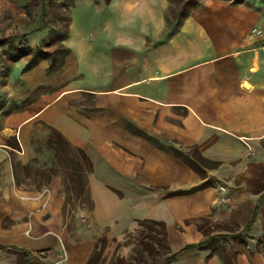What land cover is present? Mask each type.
<instances>
[{
  "label": "crops",
  "instance_id": "crops-1",
  "mask_svg": "<svg viewBox=\"0 0 264 264\" xmlns=\"http://www.w3.org/2000/svg\"><path fill=\"white\" fill-rule=\"evenodd\" d=\"M167 5L75 0L63 65L49 73L46 61L25 72L12 66L8 102L38 86L53 90L3 121L1 135L16 137L20 150L14 168L0 145V264H17L11 247L39 252L46 264L64 250L66 264H85L97 234L121 237L140 220L163 222L171 251L208 240L165 264H224L218 249L233 264H264V9L206 0L164 38ZM254 27L261 36H249ZM49 126L92 164L90 235L75 237L64 223L61 175L24 183L53 164ZM149 137L218 162L206 172L212 185L168 195L202 179Z\"/></svg>",
  "mask_w": 264,
  "mask_h": 264
},
{
  "label": "trees",
  "instance_id": "trees-1",
  "mask_svg": "<svg viewBox=\"0 0 264 264\" xmlns=\"http://www.w3.org/2000/svg\"><path fill=\"white\" fill-rule=\"evenodd\" d=\"M110 0H105V3H109ZM206 0H168V5L165 9V26L163 37L167 38L174 34L182 24L183 20L195 9L203 5ZM41 0H33V3L37 5ZM56 15V14H55ZM61 18V17H60ZM64 19V18H63ZM71 21V15L69 13L67 23L64 26H60L59 29L53 30L47 35V37L37 46H30L23 39L21 41L14 43H9L6 50L0 56V89L4 91L0 98V114L1 123L0 131L3 126L4 118L12 112L21 111L27 105L36 100L41 94L47 93L53 90L52 87L38 86L29 95L23 99L21 102L10 101L8 102V92L7 83L8 76L12 69V64L23 58L24 65L22 66V71H28L34 68L41 61L47 62V72H53L58 70L64 63L66 55L69 53V48L65 44V39L68 36L69 24ZM151 141L162 151L170 153L175 157L181 159L190 168L196 172L202 181L184 190L170 191L168 195H184L190 194L202 188L212 185V182L207 179L206 172L208 169L215 168L219 165L218 162L209 160L202 156L195 146L183 147L181 145L171 146L164 145L157 139L149 137ZM0 145L8 149L12 160L14 159V154L16 151L20 150V145L16 137H5L0 133ZM45 147L52 152L53 164L47 170H44V181L47 184L50 179L59 173V170L64 174V188L68 187L73 193L78 194L77 196H82L87 194L89 201H91L88 190V180L87 175L92 169V164L85 154V152L72 145V143L56 128L49 126V133L45 142ZM14 168L17 164L14 160L12 161ZM59 169V170H58ZM24 170H28L27 167ZM67 186V187H66ZM40 187V186H38ZM67 194V190L64 191ZM264 196L260 199L262 201ZM63 202L62 213L64 211ZM257 213V208L253 212L250 220L246 224L243 230L250 227L254 221ZM64 216V215H63ZM201 219H191L192 222H197ZM138 226L141 230H137L135 237L136 246L140 247L142 250L148 253L156 250V253L160 249L165 250V258L161 264H165L170 258L180 253L183 250L195 249L202 247L208 243V240H204L194 244H188L182 249L177 251H171L166 238V227L163 222L153 221V220H140L137 221ZM198 228H202L200 224H197ZM264 243V242H263ZM10 251H13L17 255V264H46L43 262V256L39 252H25L19 248L11 247ZM139 250V249H138ZM224 252V253H223ZM218 253L224 260V264H233V256L226 253L225 251H220ZM151 259V257H150ZM134 261H143L141 254H138ZM85 264H99V252L95 247L90 254L88 260ZM121 264V263H120ZM149 264V263H144Z\"/></svg>",
  "mask_w": 264,
  "mask_h": 264
},
{
  "label": "rangeland",
  "instance_id": "rangeland-1",
  "mask_svg": "<svg viewBox=\"0 0 264 264\" xmlns=\"http://www.w3.org/2000/svg\"><path fill=\"white\" fill-rule=\"evenodd\" d=\"M74 1L75 0H41L40 3L35 5L33 0H0V56L6 50L9 43L16 44V42L23 39L30 46L34 47L39 45L49 33L59 29L60 26H64L67 23ZM225 1H228L230 4H257L258 7L264 9V0ZM24 62V59L21 58L15 61L12 66L16 63H21L23 66ZM14 82L21 86V81ZM3 93L4 91L0 89V98ZM171 146L177 145L172 144ZM44 172V170H36L32 180L24 183L34 184L33 187L44 185V183H46L44 181ZM26 173L29 174L30 170H27ZM57 175L62 176L61 189L65 200L63 217L68 231L75 237L88 235V231H92V225L89 220L92 202L89 201L87 194L79 197L77 196L78 194L71 192L67 186V194H65L64 191L66 190L63 183L64 174L59 170ZM106 181L116 187H122V189L126 190V180H118L110 176ZM20 183L23 182L20 181ZM137 230H141V227L138 226L136 222L135 227L128 230L121 237H112L107 231L97 234L95 247L99 252V264H144L145 262L149 264H161L166 256V251L160 249L158 253H156V250L148 253L140 247H137L135 244ZM138 254H141L143 261L145 259L144 263L142 261H134V258H137Z\"/></svg>",
  "mask_w": 264,
  "mask_h": 264
},
{
  "label": "built area",
  "instance_id": "built-area-1",
  "mask_svg": "<svg viewBox=\"0 0 264 264\" xmlns=\"http://www.w3.org/2000/svg\"><path fill=\"white\" fill-rule=\"evenodd\" d=\"M262 35V29L254 27L249 31L250 37H258ZM43 256V254H41ZM44 261V258L42 259ZM67 256L64 250H61L58 257L51 264H66Z\"/></svg>",
  "mask_w": 264,
  "mask_h": 264
}]
</instances>
